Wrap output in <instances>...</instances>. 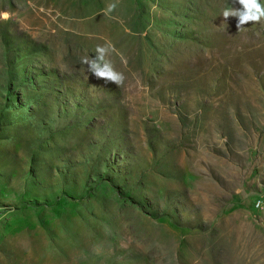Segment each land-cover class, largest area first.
<instances>
[{"label":"rangeland","instance_id":"1","mask_svg":"<svg viewBox=\"0 0 264 264\" xmlns=\"http://www.w3.org/2000/svg\"><path fill=\"white\" fill-rule=\"evenodd\" d=\"M230 7L0 0V264H264V27ZM106 43L123 87L80 63Z\"/></svg>","mask_w":264,"mask_h":264},{"label":"clouds","instance_id":"2","mask_svg":"<svg viewBox=\"0 0 264 264\" xmlns=\"http://www.w3.org/2000/svg\"><path fill=\"white\" fill-rule=\"evenodd\" d=\"M232 7L225 8L222 16L225 21L229 17L237 18V28L242 30L245 25L260 24L264 27V3L261 0H231ZM239 5L236 7L235 5ZM117 3L112 2L106 5L105 14H111L117 8ZM115 51L114 46L106 43L105 45H97L95 48V56L91 59L81 58L80 63L87 66V71L93 74L97 79H103L105 83H112L117 88L123 87L125 83V75L118 71L112 61L109 59L111 52ZM259 203L257 207H259Z\"/></svg>","mask_w":264,"mask_h":264},{"label":"built area","instance_id":"3","mask_svg":"<svg viewBox=\"0 0 264 264\" xmlns=\"http://www.w3.org/2000/svg\"><path fill=\"white\" fill-rule=\"evenodd\" d=\"M262 207V212H263V214H264V207L263 206H261Z\"/></svg>","mask_w":264,"mask_h":264}]
</instances>
